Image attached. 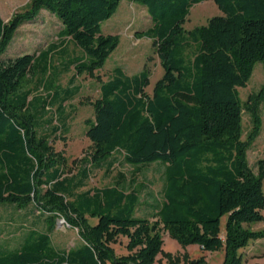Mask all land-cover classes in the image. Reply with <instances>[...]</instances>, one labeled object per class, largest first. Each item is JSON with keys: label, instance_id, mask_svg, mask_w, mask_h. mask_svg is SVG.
Masks as SVG:
<instances>
[{"label": "trees", "instance_id": "16d2710c", "mask_svg": "<svg viewBox=\"0 0 264 264\" xmlns=\"http://www.w3.org/2000/svg\"><path fill=\"white\" fill-rule=\"evenodd\" d=\"M122 1L145 8L151 26L135 36L153 41L164 73L149 96L147 71L127 77L113 69L99 86L86 126L92 152L69 176L50 141L66 129L63 105L80 91L75 77L102 69L117 48L118 37L103 34L101 26ZM204 1L30 0L23 13L6 23L0 19V205H33L48 216L45 231L29 232L19 248L0 251V264H153L162 252V232L181 246L222 251V264H243L238 252L264 237V230L247 228L263 221L264 161L250 167L246 156L260 131L264 85L243 104L237 93L256 63L264 72V0H212L224 16L184 32L189 10ZM42 12L56 19L60 38L81 53L62 64L61 72H75L67 87L42 82L46 90L54 88L44 96L33 94L32 84L37 59L42 57L46 70L51 49L37 57L2 58L19 27ZM243 114L250 123L246 141ZM116 153L136 170L163 167L161 198L150 195L143 216L136 215L141 202L135 181L124 175L111 186L83 190L90 171L110 174ZM58 219L76 231L77 247L52 246ZM119 238L127 242L126 256H116L111 247ZM186 260L204 264L203 258ZM167 262L173 264L171 258Z\"/></svg>", "mask_w": 264, "mask_h": 264}, {"label": "rangeland", "instance_id": "374dc122", "mask_svg": "<svg viewBox=\"0 0 264 264\" xmlns=\"http://www.w3.org/2000/svg\"><path fill=\"white\" fill-rule=\"evenodd\" d=\"M29 3L30 0H0V19L4 23L8 22L13 15L23 13ZM223 16V12L214 2L207 0L193 6L189 10L188 16L181 24V28L184 32L189 33L195 28L205 26L209 20ZM150 26L151 22L145 8L137 3L127 1H122L114 16L102 24L101 32L105 35L118 37V46L111 53L102 69L94 71L92 75L85 73L75 77V85L79 86L80 91L73 100L63 105L65 114L69 116L65 123L66 129H61L56 134V138L50 141L54 152L66 160L64 170L67 175L74 174L80 168L82 162L89 159L92 145L85 136V130L87 123L93 119L92 103L99 97L100 84L106 83L110 79L113 69L120 68L127 77L137 76L141 72L147 71L149 76L145 93L149 96L152 94L156 82L162 78L164 72L155 53L153 41L146 38L137 39L135 36L145 32ZM60 30V25L56 19L52 15L42 12L34 20L26 21L19 27L2 57L12 58L18 54H36L37 57L48 46L52 45L55 49H58L60 41L62 42L61 45L66 42L63 48V55L59 54L60 51H56L52 63L48 60L46 70H43L41 66L43 64H41L42 57L37 59L32 84V88L34 87L32 90L33 94L44 96L52 92L54 88L46 90L45 88L48 84L42 86V82H52L55 87L65 88L68 80L75 75L72 68L67 73L61 72L62 64L66 66V60L72 62L75 58L80 57L81 53L68 39L60 38ZM192 55L193 48H190L187 50V56L191 58ZM54 71L56 79L53 81ZM263 85V67L260 63H256L246 86L237 90L241 104L246 101L250 94L257 93ZM260 119L261 125L258 136L249 144L246 153L250 167H254L260 160L264 161V103L260 107ZM53 125L59 126L60 123L54 121ZM249 129V117L243 114L242 141H246V134ZM112 158H115L117 162L110 174L104 175L103 171H90V177L86 182L87 188L111 186L118 174L124 175L126 180L133 179L135 181L134 188L137 190L141 202L136 215L143 216L145 212L144 205L145 203H150V195L157 199L161 198L163 167L150 165L136 170L123 163L121 153L112 155ZM261 191L264 195V177L261 181ZM29 209L32 211L30 217L27 214ZM261 215L263 221L248 225L247 228L249 230L253 232L264 230V209ZM10 217H16L13 223L7 219ZM35 217L38 219L36 222L34 220ZM47 217V215L39 214L34 210L33 205L20 211L16 210L14 214L11 208L0 207V233L2 234L3 231L11 232L14 229L20 231L21 238L14 245L16 246L20 241L23 243L24 238L33 228L40 232ZM60 221L61 219L56 220V225L50 234L52 246L57 250H68L77 247L80 242L76 231L61 227ZM96 223L97 220H92L90 224L94 226ZM223 224L224 221H222L221 225L222 230ZM4 235L2 237H6ZM161 236L163 240L162 252L157 256L153 264H169L167 258H171L173 264H187L186 258L189 260L203 258L204 264H222L223 262L224 255L222 251L215 253L199 252L197 246H181L164 232H162ZM126 244L127 242L124 238H119L116 243L111 244L116 256H126L128 254ZM238 254L241 256L243 264H264V237L249 241L247 246L241 249Z\"/></svg>", "mask_w": 264, "mask_h": 264}, {"label": "crops", "instance_id": "0c3cea01", "mask_svg": "<svg viewBox=\"0 0 264 264\" xmlns=\"http://www.w3.org/2000/svg\"><path fill=\"white\" fill-rule=\"evenodd\" d=\"M61 41L59 42V44H58V49H55V47L54 46H52V45H50V46H48V48L45 50V51H49L50 49V57H49V61H50V63H52V61H53V56H54V53H56V51H60V55L62 56L63 54L62 53H64V51H63V48H64V46H65V43L66 42H64L62 45H61ZM57 48V47H56ZM44 52V51H43ZM66 61H68V60H66ZM62 63V62H61ZM50 68H52V67H50ZM78 170H79V168H78ZM77 170V171H78ZM81 170V169H80ZM76 171V172H77ZM76 172L74 173V174H76ZM74 174H72V175H74ZM69 176H71V175H69ZM92 188H94V187H92ZM87 189H91V188H87V184H86V187L83 189V190H87ZM7 205H0V207H3V208H7V207H9V208H11L12 209V212H13V214L16 212V210L17 211H20L21 209H16L15 207H11V206H7ZM27 214H28V216L30 217L31 216V214H32V211H31V209H29L28 210V212H27ZM17 217H18V215H16ZM16 217H10V218H7L9 221H11V223H13V220L15 219ZM35 222H36V220H38L37 219V217H35ZM34 222V221H33ZM34 224V223H33ZM35 225V224H34ZM45 229H46V225H45V223H44V226H43V228L41 229V231L40 232H43V231H45ZM32 231H34V232H39V231H37L36 229H32L30 232H32ZM5 231H3L2 232V234L0 235V238H1V240H0V251H6V250H14V249H16V248H19V246L22 244L21 243V241L19 242V243H17V245L16 246H14L15 244H16V242L17 241H19L20 240V238H21V235L19 234L20 233V231H16L15 229L13 230V231H7V232H5ZM3 234H5L4 236H6V237H2L3 236ZM27 237V236H26ZM26 238H24V240H25ZM24 242V241H23ZM197 249H198V251L200 252L201 250L197 247Z\"/></svg>", "mask_w": 264, "mask_h": 264}, {"label": "built area", "instance_id": "2783aa9c", "mask_svg": "<svg viewBox=\"0 0 264 264\" xmlns=\"http://www.w3.org/2000/svg\"><path fill=\"white\" fill-rule=\"evenodd\" d=\"M59 224L61 225V227L69 228V227L65 224V222H64L63 220H61V221L59 222Z\"/></svg>", "mask_w": 264, "mask_h": 264}]
</instances>
